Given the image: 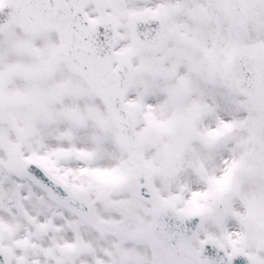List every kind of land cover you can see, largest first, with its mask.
Instances as JSON below:
<instances>
[{"label": "snow or ice", "instance_id": "6c2138e0", "mask_svg": "<svg viewBox=\"0 0 264 264\" xmlns=\"http://www.w3.org/2000/svg\"><path fill=\"white\" fill-rule=\"evenodd\" d=\"M0 264H264V0H0Z\"/></svg>", "mask_w": 264, "mask_h": 264}]
</instances>
